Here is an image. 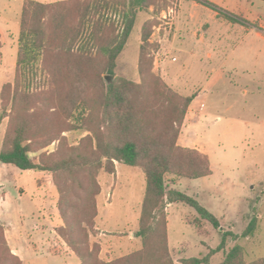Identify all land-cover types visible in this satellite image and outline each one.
Listing matches in <instances>:
<instances>
[{"label": "rangeland", "instance_id": "374dc122", "mask_svg": "<svg viewBox=\"0 0 264 264\" xmlns=\"http://www.w3.org/2000/svg\"><path fill=\"white\" fill-rule=\"evenodd\" d=\"M24 1L0 0V96L5 85L14 82ZM206 1L220 11L240 16L243 22H231L193 0H168L158 12L150 6L138 13L115 68V77L137 84L145 81L149 88L160 81L181 95L196 94L192 111L181 125L180 144L205 153L211 174L196 179L166 175V180L175 182L178 191L210 211L220 228H214L188 205H166L168 249L174 264H182L183 258L205 256L219 245L222 233L228 234L224 247L211 256L210 264L222 262L234 245L243 248L246 262L264 257V0ZM113 18L119 26V18ZM143 29H150V35L142 52ZM102 77L106 82V76ZM59 81L57 89L67 90L68 82ZM32 84L44 91L48 80L38 70ZM11 88L6 107L0 98V147L9 121ZM50 96L37 97L36 108L28 111L31 125L61 120L62 129L52 139L40 137L30 156L66 151L79 146L87 136L94 143L99 115L90 118L89 129H69L68 123L74 119L59 115L55 98ZM114 166V173L103 167L96 171V215L92 227L82 222L88 248L104 261L142 246L134 233L145 191L144 174L139 167L116 161ZM30 171L0 163L4 176L0 227L9 249L2 254L6 264H48L40 254L47 252L50 242L54 244L51 250L60 253L56 258L61 264L64 259L66 264H79L55 229L67 226L59 216V193L52 173ZM254 216L257 225L253 234L242 236ZM15 239L25 243L27 254L35 246L39 252L36 259L29 257L23 262L15 255L9 244Z\"/></svg>", "mask_w": 264, "mask_h": 264}, {"label": "trees", "instance_id": "16d2710c", "mask_svg": "<svg viewBox=\"0 0 264 264\" xmlns=\"http://www.w3.org/2000/svg\"><path fill=\"white\" fill-rule=\"evenodd\" d=\"M193 1L217 11V15L231 22H243L240 16L220 11L206 0ZM167 2L25 0L22 4L14 82L6 84L0 96L6 107L12 87L0 163L22 171L52 173L59 193V216L67 226L55 229L62 234L79 264H174L167 241V204L188 205L214 228H220L218 219L210 211L195 198L178 191L173 186L175 182L166 180V175L196 179L211 174L205 153L177 143L187 109L196 94L181 95L160 81L150 89L145 81L137 84L115 77L118 56L126 46L138 13L150 6L158 12ZM113 17L119 18V26ZM149 35L150 29L142 30V52ZM37 63H41L38 68ZM38 70L48 80L44 91H38L32 84ZM63 79L68 82L67 90L56 87ZM46 94H54L49 99L55 98L59 115L74 119L68 123L69 129H89L90 118L93 114L99 115L93 129L94 143L92 137L87 136L79 146L66 151L42 153L37 158L30 156L33 144L40 137L48 135L52 139L59 136L62 129L61 120L31 125L28 111L36 108L38 96ZM115 161L139 167L145 177L138 230L134 233L140 237L142 246L104 261L88 248L82 222L92 227L96 215L93 200L97 190L93 178L96 171L103 167L114 173ZM256 225L254 216L242 236L252 235ZM227 235L222 233L219 245L205 256L183 258L181 263L210 264L211 256L223 249ZM4 253H9V249L0 227V264H6ZM218 264H264V257L246 262L243 248L234 245Z\"/></svg>", "mask_w": 264, "mask_h": 264}, {"label": "crops", "instance_id": "0c3cea01", "mask_svg": "<svg viewBox=\"0 0 264 264\" xmlns=\"http://www.w3.org/2000/svg\"><path fill=\"white\" fill-rule=\"evenodd\" d=\"M194 100V99H193ZM193 100H192V102H193ZM192 102H191V104H192ZM191 104L189 105V107H188V109H187V112H186V115L185 116H187V113H188V111H192V108H191ZM177 143L179 144V145H181L180 144V135H179V137H178V140H177ZM181 146H183V145H181ZM183 147H188V146H183ZM190 148H192V147H190ZM198 150V149H197ZM200 151V150H199ZM200 152H202V151H200ZM2 164V163H1ZM30 172H33V171H30ZM38 172V171H37ZM39 173V175H41V172H38ZM3 179H4V176H3V174H2V172H0V186H2V182H3ZM167 205H172V204H167ZM168 208V207H167ZM1 216V215H0ZM2 217V216H1ZM7 227H9V225H6V228ZM9 240V239H8ZM17 239H15V241L14 242H12V241H9V244H10V248H11V251L15 254V255H17V256H19V258L23 261V262H25L26 261V259H28L29 257V259H33V260H35L36 259V257H37V255H38V249L34 246L33 247V249H29L28 250V254H27V252H26V245H25V243L24 242H21V241H19V240H17ZM47 243H49V242H47ZM49 245L50 246H53L54 244H52V242H50L49 243ZM50 246H48L49 248H47L46 249V253H41L40 255H42V256H44L45 258H47L48 259V264H61V260H60V258H56V255H60V253H56L55 251H52L51 250V247ZM32 250V251H31ZM62 254V253H61ZM66 255H70V254H66ZM57 259V260H56ZM53 261V262H52ZM62 264H66V260L64 259V260H62Z\"/></svg>", "mask_w": 264, "mask_h": 264}]
</instances>
